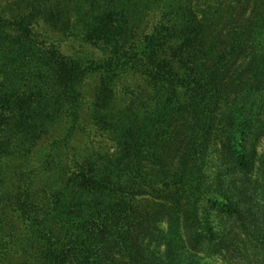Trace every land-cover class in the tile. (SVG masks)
Instances as JSON below:
<instances>
[{
    "label": "trees",
    "instance_id": "16d2710c",
    "mask_svg": "<svg viewBox=\"0 0 264 264\" xmlns=\"http://www.w3.org/2000/svg\"><path fill=\"white\" fill-rule=\"evenodd\" d=\"M238 1L244 8L246 2ZM20 5L17 15L0 13V264H104L113 252L109 242L134 216L137 197L158 199L162 187H171L170 201L197 194V160L213 141L219 140L230 169L251 170V124L245 120L247 113L264 110V51L250 52L243 71L222 78L218 67L227 53L218 48L226 38L219 29L221 8L206 14L199 0ZM155 9L159 21L145 32ZM40 17L105 56L43 47L34 35ZM247 21L248 28L261 30L264 45V0ZM94 75L98 84L86 106L85 82ZM87 121L114 149L90 144L74 150L67 175L62 153ZM50 138L47 154L37 159L42 141ZM171 153L176 173L166 165ZM36 163L49 173L37 187L30 180ZM202 229L196 215H185L181 230L188 251L199 249ZM254 250L264 256V237Z\"/></svg>",
    "mask_w": 264,
    "mask_h": 264
},
{
    "label": "rangeland",
    "instance_id": "374dc122",
    "mask_svg": "<svg viewBox=\"0 0 264 264\" xmlns=\"http://www.w3.org/2000/svg\"><path fill=\"white\" fill-rule=\"evenodd\" d=\"M21 1L0 0L1 15L12 17L21 13ZM243 1L246 2L244 8L238 0H199L198 9L201 12L215 14L220 8L223 10V20L219 24L221 36L224 35V40L231 42L235 39L232 43L223 40L218 47L226 49L227 53L226 60L218 67L225 80L246 68L250 61V52L259 55L264 51V45H260L263 38L261 30L256 26L248 28L249 21L244 22L261 0ZM245 6L248 7L247 10H244ZM242 9L245 14L241 15ZM159 18L160 11L153 10L147 18L145 32L151 31ZM244 24L246 25L243 27ZM34 28L36 41L47 49L55 47L63 55L70 56H105L98 47L83 42L80 36H63L46 17L38 18ZM234 44L236 46L233 48ZM97 84L98 78L95 75L86 80L83 94L86 106L90 105V97ZM234 96L237 94L232 98ZM261 110L260 113L253 110L246 114L245 121L250 120L251 124L246 129L249 137L247 150H253V156H250L253 157V163L249 172L230 169L226 158L221 157L219 140L211 142L202 158L197 160V180L200 183L197 194L188 200L170 201L166 194L169 195L167 191L171 187H162L160 189L165 194L158 199L153 195L137 197L134 202V216L121 224L122 230L116 235L118 238L109 242L113 252L109 258H104V264H264V256L254 250L256 241L264 237L262 107ZM89 121L82 123L81 132H78L67 150L62 153L61 161L65 167L63 171L67 175L73 171L71 155L74 150L83 151L90 144L103 151L112 152L114 149L108 136L96 131ZM52 140L50 138L42 141L37 159H42L47 154ZM236 150L239 151V148ZM166 165L169 171L176 173L178 163L173 153L167 158ZM60 169L62 171V167ZM32 171L30 180H34L35 187L41 185V178L49 174L43 173L37 163ZM185 215H196L204 228L199 232L202 244L195 253L188 251L184 245L181 224Z\"/></svg>",
    "mask_w": 264,
    "mask_h": 264
}]
</instances>
